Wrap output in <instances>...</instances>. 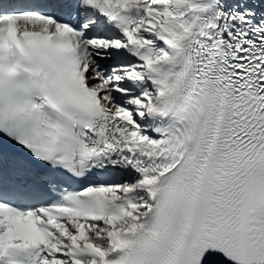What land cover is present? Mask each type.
I'll return each instance as SVG.
<instances>
[{
	"label": "snow or ice",
	"instance_id": "snow-or-ice-1",
	"mask_svg": "<svg viewBox=\"0 0 264 264\" xmlns=\"http://www.w3.org/2000/svg\"><path fill=\"white\" fill-rule=\"evenodd\" d=\"M0 264H264V0H0Z\"/></svg>",
	"mask_w": 264,
	"mask_h": 264
}]
</instances>
